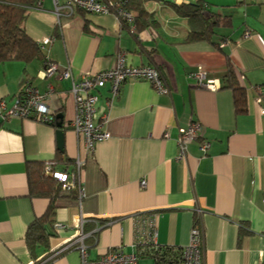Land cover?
<instances>
[{"label": "crops", "instance_id": "1", "mask_svg": "<svg viewBox=\"0 0 264 264\" xmlns=\"http://www.w3.org/2000/svg\"><path fill=\"white\" fill-rule=\"evenodd\" d=\"M198 1L230 17L231 27L217 30L211 41L184 43L188 26L171 4ZM142 5L154 26L131 30L111 14L75 9L56 15L53 1L41 0L24 27L44 59L0 63V101L12 106L27 82L41 94L50 84L56 92L47 105L55 117L63 116L64 132L61 152L56 119L55 126L19 117L0 123V264L35 261L25 234L48 200L29 197L27 164L55 161L54 171L70 173L77 157L85 160L79 175L83 194L56 200L49 250L57 255L51 264H81L73 244L80 224L88 258L95 260L116 249L137 252L149 243L151 219L155 245L183 248L197 217L204 264L264 260V0H143ZM119 54L128 66H155L168 93L132 80L112 100L108 86L100 89L94 122L109 138L87 156L83 140L69 126L74 117L70 80L40 74L53 63L69 67L78 81L112 68ZM228 65L245 88L242 114L222 81ZM196 72H204L213 87L199 85ZM192 122L200 124L199 137L178 161L179 129ZM203 141L209 144L205 154L199 150ZM241 228L248 234L238 240ZM45 253L38 249L37 258Z\"/></svg>", "mask_w": 264, "mask_h": 264}, {"label": "built area", "instance_id": "2", "mask_svg": "<svg viewBox=\"0 0 264 264\" xmlns=\"http://www.w3.org/2000/svg\"><path fill=\"white\" fill-rule=\"evenodd\" d=\"M54 12L59 15L61 11H67L70 14L74 10H79L88 14L113 15L121 24H129L131 30L135 29L133 15L125 5L130 0H52ZM186 2L187 0H180ZM42 79L54 78L57 81L70 80L69 92L74 101V117L69 126L72 132L83 140L84 150L87 156L91 155L97 143L107 140L109 135L102 129L100 124H95L97 93L100 89L108 86L110 100L119 95L121 86L127 81H147L152 88L159 94L168 93L160 71L155 66L131 67L125 63L124 54L117 55L116 64L109 69L101 70L93 75L83 76L75 81L72 77L71 69L59 68L53 63H48L40 74ZM194 78L197 83L204 87H213L210 80L207 79L204 72H196ZM56 90L52 85H48L45 93H39L31 83L27 82L21 93L17 96L14 104L10 107L4 101H0V123L9 120L12 117L23 119L38 120L53 124L55 115L50 113L47 101L55 94ZM105 116H102L104 119ZM200 124L192 122L185 128L179 129L177 139L178 156L177 160H184L186 157L187 146L197 141L200 132ZM209 147L208 142L203 141L199 144V150L205 154ZM83 159L77 157L74 160V170L70 173L54 171L51 164L46 163L44 169L46 173L54 177L62 184L65 193L71 190H77L79 197L82 196V186L79 182V175L84 165ZM140 186L145 188L144 180ZM56 228H64V225L57 224ZM150 238L149 243L155 245L154 221H149ZM86 236L82 231V224L77 237L74 239V246L80 253L81 264H138L140 257L137 252L125 253L121 249L99 256L95 260H90L87 254V247L84 244ZM73 246V245H72ZM70 248V247H69ZM67 248V249H69ZM52 250L51 252H53ZM204 233L199 217L195 220L189 236L187 246L180 248V253L176 259L172 257L160 258L157 264H204ZM57 253L53 252L46 258H38L32 264H51ZM264 264V260L260 262Z\"/></svg>", "mask_w": 264, "mask_h": 264}, {"label": "trees", "instance_id": "3", "mask_svg": "<svg viewBox=\"0 0 264 264\" xmlns=\"http://www.w3.org/2000/svg\"><path fill=\"white\" fill-rule=\"evenodd\" d=\"M142 1L130 0L125 5V8L133 15L137 30L154 26L153 15L144 9ZM40 2L41 0H0V63L7 61L28 63L44 59L41 47L27 35L24 27L29 12L39 8ZM171 8L187 23L188 31L184 43L211 41L217 35V30L231 27L230 17L211 12L201 1L178 5L171 4ZM121 24L127 26L124 21ZM222 81L233 92L236 113L246 112V93L240 82L238 72L228 65ZM47 163L51 164L52 167L55 165V161ZM45 165L46 163L27 164L29 197H41L48 200L44 213L28 225L25 234L26 244L35 261L38 259V249L46 252L43 258L55 252V250L53 252L49 250V239L54 236L53 224L57 209L56 200L63 194H67L54 175L51 172H45ZM76 193L77 190L73 189L68 194ZM247 234L248 232L241 228L238 240ZM137 250L140 259L150 258L154 264H157L160 258L172 257L176 259L180 253V248L153 246L151 243L140 245Z\"/></svg>", "mask_w": 264, "mask_h": 264}, {"label": "water", "instance_id": "4", "mask_svg": "<svg viewBox=\"0 0 264 264\" xmlns=\"http://www.w3.org/2000/svg\"><path fill=\"white\" fill-rule=\"evenodd\" d=\"M55 119L57 120L56 123V143H57V149L59 151H63L64 147V132L62 130L63 125V116L62 115H56Z\"/></svg>", "mask_w": 264, "mask_h": 264}, {"label": "rangeland", "instance_id": "5", "mask_svg": "<svg viewBox=\"0 0 264 264\" xmlns=\"http://www.w3.org/2000/svg\"><path fill=\"white\" fill-rule=\"evenodd\" d=\"M139 264H154L152 259H140Z\"/></svg>", "mask_w": 264, "mask_h": 264}]
</instances>
